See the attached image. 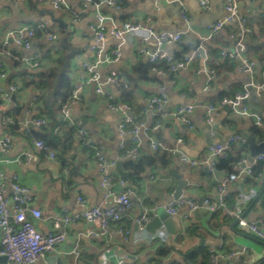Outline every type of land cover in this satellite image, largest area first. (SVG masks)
<instances>
[{"label":"crops","instance_id":"obj_1","mask_svg":"<svg viewBox=\"0 0 264 264\" xmlns=\"http://www.w3.org/2000/svg\"><path fill=\"white\" fill-rule=\"evenodd\" d=\"M66 1L67 8L55 9L50 0H0V49L3 51L0 58L6 63V76L0 80V86L9 95L7 110L11 111L13 103L19 107V112L15 114L18 127L10 129L4 124L0 132L12 136V147L6 158L14 159L24 151L31 154L28 160L20 158V162H5L2 160L5 155L0 152V173L9 178L15 176L20 185L30 190L31 205L41 212L40 218L33 219L41 233L58 231L65 234L64 241L58 244L55 251L46 253L32 264H115L114 255L117 253L125 254L130 264H149V259L165 249L167 255L161 257L158 264H171L183 260L186 254L197 252L199 247L208 252V259L209 249L217 253H234L219 264H264V241L240 229L226 210H219L221 213L218 215L204 210L187 215V207H182L175 215L164 210L169 199L180 194L196 200L205 197L216 199L218 180L225 177L223 174L208 175V164L204 161L213 159L208 152L209 146L224 143L235 133L251 134L250 129L255 125L250 117L234 114L231 107L221 104L222 98H218L221 94L229 97L246 87L250 79L240 65L235 62L230 71H220L210 83H207L202 71L209 63L220 66L224 60L221 51L234 47L237 31L232 24L225 25L212 36L216 39L212 46L217 53L209 55L207 46L205 49V44H202L205 55L199 52L186 69L174 72L151 69L147 79L138 80L134 87H130L132 123H142L150 130L151 136L203 163L190 167L179 160L177 153L169 152L171 158L167 168L147 167L136 181H132L126 171L129 183L135 187L134 192L128 190L133 204L120 221L109 225L105 234L93 235L91 232L98 228L87 221H63L65 216H74L82 211L77 201L79 196L85 199L86 206L102 203L106 188L96 163L97 148L102 149L112 162V188L115 191H127L114 169L116 161L121 162L124 170L125 160H137L153 153L147 138L143 136L138 155L126 156L125 148L132 143L129 136L121 137L119 133L122 115L110 109L106 99L95 89L101 85L114 99L119 100L124 89L108 81L110 72L118 73L121 82H127L129 76L136 78L137 65L151 62L150 55L157 48L155 37L142 40L140 35L131 34L120 41L106 35L102 41L95 42L90 28L95 22V6L112 15L118 25L131 21L139 22L154 33L183 32L180 41L163 46L167 54L177 58L184 47L189 48L185 53L194 50L198 37L205 34V26L224 15L225 3V0H209L210 8L204 9L199 0H126L118 7L108 6L104 0H91L90 4L82 0ZM238 4L247 18V25L263 43L260 52L262 60L246 52L255 63L253 81L260 83L264 71V17L261 15L264 0H238ZM181 7L188 13V23L181 16ZM42 21H46L48 27L57 33L55 41L48 40L43 33L33 38L29 48H24L7 37V33L17 27L36 26ZM92 47L100 48L103 56L109 60L97 66L98 83L85 81L87 72L82 67L84 61L94 60ZM23 55L32 56L38 61V66L33 68L21 60ZM62 55L68 65L72 84H82L81 100L71 109L74 123L65 126H60L58 121V102L49 100L41 111L36 108L37 104L41 105V99L37 97L42 93L41 88L27 84L30 80L38 79V71L55 66L56 59ZM9 84H17L19 89L10 93L7 90ZM47 90L44 89V92ZM248 90L249 98L243 104L262 113L261 129L264 133V92L259 96L252 86ZM153 95L167 99L164 105L167 111L181 104L193 105V127L164 117L160 126L153 129L159 118L155 108L148 104L149 97ZM34 97L37 98L36 102L33 101ZM210 102L217 107L211 124L205 118V107ZM36 116L45 117L47 124L35 126L32 119ZM77 124L86 131V136L82 137ZM36 139L45 141L55 151L56 157L51 159L40 152L33 144ZM122 144L125 148L120 146ZM170 169L179 178L169 173ZM238 185L239 181L228 182L230 207L234 203ZM4 189V195L10 197L12 189L9 182L5 183ZM244 189L249 197L242 209L243 216L251 220L264 219V174L261 183L249 185L245 182ZM145 209L151 211V218L145 230L141 231L135 219ZM119 226L129 230L128 238L117 232ZM5 261H0V264Z\"/></svg>","mask_w":264,"mask_h":264},{"label":"built area","instance_id":"obj_2","mask_svg":"<svg viewBox=\"0 0 264 264\" xmlns=\"http://www.w3.org/2000/svg\"><path fill=\"white\" fill-rule=\"evenodd\" d=\"M86 4H90L91 0H82ZM53 8L63 9L67 8L66 0H50ZM108 6L118 7L117 0H104ZM200 5L204 9L210 8L209 0H199ZM94 18L95 22L90 25L91 30L94 33L95 42L102 41L106 35H111L114 38L123 41L131 34H138L142 40H147L150 36L155 37L157 48L151 53L150 61H164L168 65L170 71L183 70L189 67L195 58L199 55V49H195L189 53L183 54L179 58H175L167 54L163 50V46L169 42H178L181 39L183 32H169L160 31L154 33L153 31L144 28L139 22L127 21L121 25H118L116 19L102 10L98 6H95ZM249 11L250 8H247ZM182 18L188 23V13L184 7L180 8ZM264 17V11L261 12ZM232 24L236 27V39L238 41L231 50H222L220 55L223 59L234 60L240 65V68L248 74L249 82L243 91L234 93L227 97H222L221 104H228L232 112L236 115L250 117L256 126L262 127L263 115L259 111L252 110L249 106L243 104L249 98L250 91L249 86H252L257 95H262L264 92V71H263V83H257L253 81V69L255 63L249 59L246 53L245 38L249 34L250 29L247 25L246 16L240 11L238 0H225L224 3V15L208 23L205 26V34L199 38V48L203 49L202 44L213 35L218 33L225 25ZM44 30L45 37L50 41L57 39V33L49 30L48 23L42 21L36 26H20L7 33V37L11 38L17 45L24 48H29L31 41L35 37L36 29ZM201 44V45H200ZM91 50L94 53V60L84 61L82 64L83 69L87 72V82L98 83L99 75L97 72L98 64L109 61L107 57H104L102 50L98 47H92ZM3 51L0 49V55ZM21 60L35 68L38 66V61L32 56L21 57ZM217 64V63H216ZM157 72H165L162 68H152ZM207 78V83L213 82L217 73L216 70L205 65L202 69ZM6 76V63L0 58V80H3ZM108 81L121 89H127L129 86L127 82H121L118 73L111 71L108 77ZM19 89L17 84H9L7 90L11 93ZM82 84L80 82H74L70 96L64 106L62 107L58 121L60 126H65L69 123L73 124L71 118V109L76 106L81 100ZM96 92L101 94L105 99L107 106L113 111L119 112L122 115V120L119 123V133L121 137L129 136L132 145L129 148H125L124 144L120 145L125 148L126 156L136 157L138 155V148L142 142V137H146L148 145L152 151L166 150L172 154L178 155L179 160L190 166L198 167L203 162H199L194 158L189 157L177 148L169 147L156 137L149 134V129L144 127L142 123H134L131 128L127 125L132 122L131 118V106L123 101L114 99L112 95L105 91L101 85H98L95 89ZM9 101V95L0 86V128L7 123H11L13 118L8 115L7 102ZM33 101H37L34 97ZM167 99L153 95L149 97L148 104L153 106L157 112L158 119L153 125V129H157L161 120L164 117H171L176 119L180 123L192 128L193 105L181 104L177 105L171 110H165L164 105ZM16 108V104L13 103L11 110ZM217 107L212 102L208 103L205 107V118L207 123L211 124L214 118V114ZM32 123L35 126H43L47 124V119L42 116H36L32 119ZM79 126V124H77ZM57 127V130L59 127ZM78 131L82 137L86 136V131L79 126ZM244 139L240 134H232L224 143H214L209 146L208 152L213 156V159L217 155L225 156L229 149L233 145H240L244 143ZM34 146L47 157L54 159L56 157L55 151L48 147V145L42 139H36L33 142ZM12 147V136L7 132H0V152L5 155L2 159L5 162H20V158L26 160L31 158L29 152H22L14 159L6 158V155ZM96 163L101 173L102 184L106 188V192L103 195L101 204L94 206H86L85 199L81 196L77 198L78 203L82 206V211L74 216L67 215L64 217V222L83 220L93 223L98 229L92 231L93 235H101L108 232L109 225L121 220L122 216L131 208L133 204L132 197L127 191H115L112 188V162H110L104 155L102 149H98L95 153ZM204 161L208 164V169L214 170V161ZM264 160V153L256 154L252 157V161L247 163V157L239 160L234 165V174L230 179L225 178L218 180L216 187V199L205 197L201 200L188 198L183 194L172 196L169 201L164 205V210L170 214L175 215L182 207H187V215L196 212L197 210H204L208 213H214L219 210H226V212L236 220V225L243 229L250 235L264 241V219L251 220L247 219L242 214V209L245 207L249 195L244 189L245 177H252V179L261 183L263 180V174L259 173L255 175L253 173V166L255 163ZM231 180L239 181L240 185L237 186L234 203L232 207L228 205V200L231 198V194L228 191V182ZM9 182L12 189L10 197L4 195L5 183ZM41 212L39 209L32 207L30 190L20 185L16 181V177H6L3 173H0V255L5 256L6 261L2 264H32L38 258L43 257L48 252L56 250L59 243L65 239L63 232H51L48 234L41 233L34 224V218H40ZM151 218V211L145 209L135 221L138 224L141 231L145 230L148 221ZM58 223L55 222V226ZM117 232L121 235H126L128 238L129 230L122 226L117 228ZM209 259L207 264H219L222 259H229L233 256V252L217 253L214 249H209ZM115 256V264H130L127 256L123 253H117ZM187 264H191L188 262Z\"/></svg>","mask_w":264,"mask_h":264},{"label":"trees","instance_id":"obj_3","mask_svg":"<svg viewBox=\"0 0 264 264\" xmlns=\"http://www.w3.org/2000/svg\"><path fill=\"white\" fill-rule=\"evenodd\" d=\"M119 5H122L126 2V0H117ZM250 29V27H249ZM49 30H51L49 28ZM52 31V30H51ZM36 35H42L45 31L41 29H36ZM212 38V39H211ZM207 41L204 42L205 49L207 46V53L212 56L213 53H217L216 48L212 46L213 41H216L215 37H211ZM63 44V43H62ZM261 42H259V37L253 32V30L250 29L249 34L245 38V45H246V52L250 53L252 55H255L259 58V61L262 60V56L260 54L261 48H262ZM64 47V46H63ZM189 50L188 47L183 48L182 54H178L177 58L179 56L181 57L185 52ZM219 53V52H218ZM67 59V56H66ZM57 64L55 66H51L47 68V70L38 71L36 73L38 79L37 80H30L27 82V84H32L36 88H41L42 93L37 97L41 99V105L37 104L36 108L40 109L42 111V108H46V105H48L49 100L54 102H58V109H62L66 101L68 100L70 96V92L72 89V81L68 75V65L65 64L64 61V55H62L60 58L56 59ZM235 64L234 60L230 59H224L220 66L213 65V63H209V66L216 70L217 75L220 71H230ZM162 68L167 72H170L168 69V65L164 61H156V62H148L143 64H138L135 68V73L137 75L136 78L134 77H128L127 78V84L128 89H125L122 94L121 98L118 101H123L127 104H129V99L132 94V91L130 87H134L138 80L147 79L149 72L152 68ZM48 88L46 92H44V89ZM130 89V90H129ZM223 94H221L218 98H222ZM53 104V102H52ZM50 107V105H49ZM19 112V107L15 108L14 110L8 111L7 114L11 115L13 118V121L11 123H7L6 126H9L10 129L17 128V119L15 114ZM133 122V121H132ZM129 123L127 125L128 128H131L134 123ZM251 134H253L257 141L264 140V133L259 126H252L250 129ZM150 133V130H149ZM249 151H248V145L246 142L240 144V145H233L228 153L223 155H217L213 159L214 161V170L211 171L207 168V173L209 176L215 175V174H223L225 178L230 179L231 176L234 174V165L241 159L247 157ZM170 155L169 152L166 150H156L153 151L151 155L141 157L139 159H127L123 162V168L125 171L129 173V177L132 181H136L140 178L141 173L147 168L151 166H160L162 168H167L170 164ZM253 173L255 175L262 173L264 174V160L259 161L254 164L253 166ZM244 182H246L249 185H255L257 182H255L252 177H245ZM231 194V192H229ZM230 201V199H229ZM228 203L230 204V202ZM221 211H216L213 214L218 215ZM167 255V249L161 250L157 253V256L153 259H149V264H158L161 263L160 258ZM190 262L191 264H207L208 263V252L204 249L199 247L197 249V252L195 253H189L186 254L181 261H173L171 264H187Z\"/></svg>","mask_w":264,"mask_h":264},{"label":"water","instance_id":"obj_4","mask_svg":"<svg viewBox=\"0 0 264 264\" xmlns=\"http://www.w3.org/2000/svg\"><path fill=\"white\" fill-rule=\"evenodd\" d=\"M217 19H219V18H217ZM59 23H61V21H59ZM62 25H64V24L62 23ZM237 41H238V39H235L233 41V43L236 44ZM198 46H199V40L196 41L193 49L195 50L198 48L201 55L204 56L205 55L204 51L202 49H200ZM260 83H263V80H260ZM263 89H264V87H263ZM240 135L248 145L249 153L247 156V163H250L252 161V157L255 156L256 154L264 153V140L257 141L253 134H250L247 132H240ZM114 169L118 173L119 178L122 181L124 188L131 191V192H134L135 187L129 183L128 174L126 171H124L122 169L120 161H116ZM168 172L176 175L179 178V175H177L173 169H170ZM235 223H236V220H235L234 224ZM0 261H5V256L0 255Z\"/></svg>","mask_w":264,"mask_h":264}]
</instances>
